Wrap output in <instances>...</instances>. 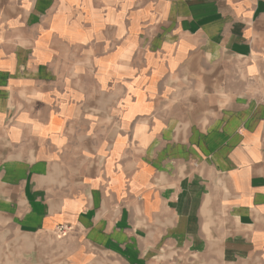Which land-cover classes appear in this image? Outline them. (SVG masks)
Masks as SVG:
<instances>
[{
	"label": "crops",
	"instance_id": "0c3cea01",
	"mask_svg": "<svg viewBox=\"0 0 264 264\" xmlns=\"http://www.w3.org/2000/svg\"><path fill=\"white\" fill-rule=\"evenodd\" d=\"M0 264H264V0H0Z\"/></svg>",
	"mask_w": 264,
	"mask_h": 264
},
{
	"label": "rangeland",
	"instance_id": "374dc122",
	"mask_svg": "<svg viewBox=\"0 0 264 264\" xmlns=\"http://www.w3.org/2000/svg\"><path fill=\"white\" fill-rule=\"evenodd\" d=\"M56 237L59 238V236H56ZM53 239L55 240V237H54ZM51 243H52V242H51ZM53 255H56V254H54V252L51 251V256H53Z\"/></svg>",
	"mask_w": 264,
	"mask_h": 264
},
{
	"label": "built area",
	"instance_id": "2783aa9c",
	"mask_svg": "<svg viewBox=\"0 0 264 264\" xmlns=\"http://www.w3.org/2000/svg\"><path fill=\"white\" fill-rule=\"evenodd\" d=\"M65 228L64 227H62V228H60V231H63Z\"/></svg>",
	"mask_w": 264,
	"mask_h": 264
}]
</instances>
